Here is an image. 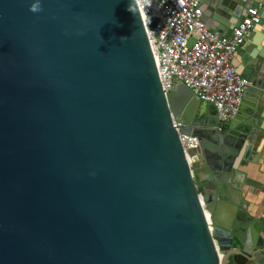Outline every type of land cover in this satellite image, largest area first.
<instances>
[{"label": "water", "instance_id": "1", "mask_svg": "<svg viewBox=\"0 0 264 264\" xmlns=\"http://www.w3.org/2000/svg\"><path fill=\"white\" fill-rule=\"evenodd\" d=\"M250 81L224 132L184 85L164 95L135 0H0V264H264V217L239 200L210 230L200 203L215 214L226 148L252 156ZM179 135L198 139L206 180Z\"/></svg>", "mask_w": 264, "mask_h": 264}, {"label": "built area", "instance_id": "2", "mask_svg": "<svg viewBox=\"0 0 264 264\" xmlns=\"http://www.w3.org/2000/svg\"><path fill=\"white\" fill-rule=\"evenodd\" d=\"M135 3L164 95L182 84L198 100L214 106L219 129L227 126L237 114L244 92L253 85L232 62L251 30L260 23L261 6L247 7L225 36L211 28V20L204 19L202 0ZM173 127L178 131V124L173 122ZM179 140L190 165V154L198 149L199 141L184 135H179Z\"/></svg>", "mask_w": 264, "mask_h": 264}, {"label": "crops", "instance_id": "3", "mask_svg": "<svg viewBox=\"0 0 264 264\" xmlns=\"http://www.w3.org/2000/svg\"><path fill=\"white\" fill-rule=\"evenodd\" d=\"M229 5L230 9L226 6L218 11L211 5L201 3L204 19L211 20V28L225 36L231 32L235 21L245 14L247 7L261 6L260 23L251 30L244 44L237 50L232 63L242 75L260 82V88L264 90V0H243V2L233 0ZM245 118L248 122H252V118H249L246 113H244V120ZM257 124L260 125L261 130L255 129L250 151L251 155L254 153L256 157L252 163L250 162L252 156L247 162L241 160L240 163L242 175L246 176V179L253 180L260 188H264V118ZM250 189H253L257 195L253 196L250 202H246V205L244 204L246 213L256 220H261L264 217V192L258 188ZM224 212V219H231L235 208L228 205Z\"/></svg>", "mask_w": 264, "mask_h": 264}, {"label": "bare ground", "instance_id": "4", "mask_svg": "<svg viewBox=\"0 0 264 264\" xmlns=\"http://www.w3.org/2000/svg\"><path fill=\"white\" fill-rule=\"evenodd\" d=\"M207 156H208V160L212 164V168H214V170H217L216 168H218V165H216V163H215V161L217 160L216 154L209 152ZM255 157H256V154L253 153L252 157L250 159L251 163L254 161ZM187 162H188V160H187ZM197 177L199 178L200 181L206 180V178H207L206 170H204V169L199 170L197 172ZM214 177L218 182L222 183V185H223V187L221 188V189H223V192H221V195H220L221 201L218 204V207L216 209L215 214L212 213L211 208H205L203 206V201H201L202 198L200 199V203L202 202L201 206H202V210L204 212V216H205L207 223L210 221V219H213L218 224H220L222 226H226L229 223L230 219L229 218L224 219V217H225L223 215L225 213L224 210L227 209L228 205H232L234 207V205H236L238 203L240 197L238 196L239 195L238 191L234 190L232 187L225 184V182L227 180L225 173H216V174H214ZM237 178H238V176H237ZM243 190H242V198L244 200H243L242 204L246 205V202H250L251 199L253 198V196H256L257 194L255 193V191L253 189H247V187H244ZM246 190H247V192H246ZM208 193H211V191H208ZM208 193L206 192V194H208ZM240 213L242 216H244L243 212H240Z\"/></svg>", "mask_w": 264, "mask_h": 264}, {"label": "rangeland", "instance_id": "5", "mask_svg": "<svg viewBox=\"0 0 264 264\" xmlns=\"http://www.w3.org/2000/svg\"><path fill=\"white\" fill-rule=\"evenodd\" d=\"M227 126L224 127V132L225 130L227 129L226 128ZM231 151V160H228V161H225V163H227V167H224V162L223 164L220 166L221 170H220V173H225L226 174V178H227V181H226V184H228L230 187L233 188V185L235 184V181H233V178H234V175H235V172H238L239 173V179L238 181H236V185H237V189H235L236 191L240 192V198L239 200L242 202V190L245 186H247L244 182V180L246 179V176H243L242 175V171H241V168H242V165L241 163L237 164L235 162V160L237 159V155L234 154V151L233 149H227L225 150L226 154L228 156L229 153ZM193 153L196 155L197 159H195V161H193V164L192 165H196L193 169L194 170H199V169H204L207 167V162H206V159L204 158L201 150H200V147H198V149L194 150ZM237 166V167H236ZM226 169V170H224ZM193 171V170H192ZM194 180L196 181V179L194 178ZM212 181V179H211ZM213 182V181H212ZM248 189L252 188L250 186H247ZM234 189V188H233ZM236 207V206H235ZM214 226V220L213 219H210V228Z\"/></svg>", "mask_w": 264, "mask_h": 264}, {"label": "clouds", "instance_id": "6", "mask_svg": "<svg viewBox=\"0 0 264 264\" xmlns=\"http://www.w3.org/2000/svg\"><path fill=\"white\" fill-rule=\"evenodd\" d=\"M40 10H41V8H40L39 2L33 3L31 5V7H30V11H32V12H37V11H40Z\"/></svg>", "mask_w": 264, "mask_h": 264}]
</instances>
